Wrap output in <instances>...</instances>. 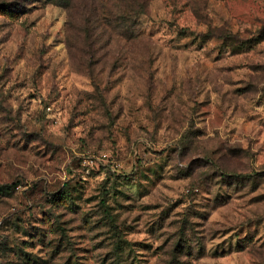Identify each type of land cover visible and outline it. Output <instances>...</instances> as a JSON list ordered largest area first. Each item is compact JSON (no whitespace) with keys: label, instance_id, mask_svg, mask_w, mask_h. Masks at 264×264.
Segmentation results:
<instances>
[{"label":"rangeland","instance_id":"obj_1","mask_svg":"<svg viewBox=\"0 0 264 264\" xmlns=\"http://www.w3.org/2000/svg\"><path fill=\"white\" fill-rule=\"evenodd\" d=\"M0 264H264V0H0Z\"/></svg>","mask_w":264,"mask_h":264}]
</instances>
